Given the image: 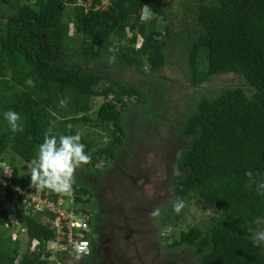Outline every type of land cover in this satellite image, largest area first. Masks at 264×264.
<instances>
[{
	"label": "trees",
	"instance_id": "trees-1",
	"mask_svg": "<svg viewBox=\"0 0 264 264\" xmlns=\"http://www.w3.org/2000/svg\"><path fill=\"white\" fill-rule=\"evenodd\" d=\"M170 66L193 89L179 101L172 96L177 78L161 73ZM224 74L238 78L197 95ZM124 96L144 106L126 110ZM93 97L102 101L91 118ZM9 109L21 115L16 132L4 118ZM139 118L151 137L162 132L175 139L180 175L172 195L216 211L208 224L180 229L165 249L190 257L189 264H264L263 244L252 243V232L264 225V196L257 194L264 181V0H180L171 10L159 0H0V163L7 149L31 162L49 130L58 137L81 126L100 129L108 139L92 151L82 136L91 160L76 170L71 192L75 202L93 197L88 224L97 223L107 215V175L124 176L118 168L133 161L127 133ZM100 158L109 162L96 170ZM30 180L28 171L9 179L19 191L35 190ZM1 194L0 264H58L59 253L68 252L77 257L59 249L65 237L55 240L54 228L37 219L53 213L26 207V198L8 186ZM61 194L49 190L48 196L56 201ZM91 256L89 250L79 259L94 264Z\"/></svg>",
	"mask_w": 264,
	"mask_h": 264
},
{
	"label": "rangeland",
	"instance_id": "rangeland-1",
	"mask_svg": "<svg viewBox=\"0 0 264 264\" xmlns=\"http://www.w3.org/2000/svg\"><path fill=\"white\" fill-rule=\"evenodd\" d=\"M159 2L165 9L171 10L179 5L180 0H159ZM104 6L105 1L102 3V7ZM4 7L3 5V8ZM2 19L4 18L2 17ZM141 19H145V14L142 15ZM157 21L160 23L161 18H158ZM75 37L73 45L78 46L80 37ZM122 41H124V39H122L121 42ZM138 44L139 42L136 43V46ZM170 61H173V58H171ZM173 62L175 63L176 61L174 60ZM176 72L177 71L171 66L161 70L162 75L177 78V83L179 84L172 96L174 97L173 99H178L179 101L181 96L189 95L193 89L189 87L188 83L184 81L179 73L176 74ZM237 78V76L232 74L216 76L211 81L197 88V95L204 92H212L217 88L230 84L231 80ZM108 98H111V95H109ZM124 98L127 99L125 96ZM127 100L128 107H126V110L137 109L144 106V104L136 102L135 98ZM101 101L102 97L92 98V108L88 113L91 118L94 117L95 110ZM145 124L146 122L143 121L142 118H139L137 126L127 133L129 147L132 149L131 154L133 155V161L129 160V163L126 166L124 165V176L118 177L116 173H109L102 186L104 199L107 203L106 212H108L109 217L107 221L111 228H113V226L117 227L114 221H119L120 215L123 214L122 212H126V214L130 212V206L134 209L147 207L146 210L148 214H140V212L135 210L131 211V215L129 214L130 220H132L131 226L122 227L118 224L116 228L119 231V246L125 255L123 259L125 262H128V264H162L170 255H177V252L165 249V246L172 242L173 235L180 229L186 230L188 226L194 224L199 226L203 224L206 225L216 214V211L212 208L202 209L201 201L198 204L193 203L194 199L184 204L180 213L177 214L173 211V200L175 197L170 194V190L173 180L180 175L175 169V162H173L179 154L178 146L173 136H165L162 132H154L151 137L148 127L144 126ZM78 127L79 124L75 125L76 130ZM77 131H79L82 136L92 141V146L90 147L91 151L102 147L108 139L105 133L98 128L81 126ZM131 144H133V146ZM106 162L109 161L105 158L98 159L94 165V169L101 170ZM28 163L19 160L13 152L7 149L4 161L0 163L1 198L5 197L1 194L3 190L2 182L4 180L9 182V179L12 177L19 176L28 171ZM137 186H139V188ZM42 191H48L49 193L48 189H36V194ZM81 199L82 200L75 202L72 194L62 193L59 195V200L55 208L62 212L72 211L74 213H79L86 216L89 220V216L94 209V206L91 204L93 197L86 194L81 195ZM154 199L156 200L154 205L147 203ZM156 208H159V215L155 217L150 216L149 213ZM177 215L178 217H176ZM37 219L41 222H47L51 226L53 225L51 222L52 219L46 214H40V216H37ZM256 230H264V225L262 223L259 224ZM25 242L26 236H23L21 240L22 249H24ZM54 246L57 250L58 246ZM61 255L66 262L67 254L59 253V256ZM180 258L178 264L190 263H188L190 257L182 256Z\"/></svg>",
	"mask_w": 264,
	"mask_h": 264
},
{
	"label": "clouds",
	"instance_id": "clouds-1",
	"mask_svg": "<svg viewBox=\"0 0 264 264\" xmlns=\"http://www.w3.org/2000/svg\"><path fill=\"white\" fill-rule=\"evenodd\" d=\"M115 52V49H110ZM115 61V55L109 58V63ZM66 99L60 100V107H66ZM4 118L12 132L19 130L20 113L9 109L4 113ZM71 128V125H69ZM82 134L77 131L75 134L56 135L51 134V130L45 132L43 142L38 147L36 157L27 164L28 174H30V186L35 189H49L56 193L71 194L75 180L76 170L91 160L90 154L86 153V145L81 142ZM246 175L253 180V171L249 170ZM257 194L264 196V181L257 184ZM184 201L180 198L173 200V211L177 214L182 211ZM155 217L159 215V208L149 213ZM252 243L254 246L264 244V230L252 232ZM77 252H83V248L76 246ZM79 259V255L76 257Z\"/></svg>",
	"mask_w": 264,
	"mask_h": 264
},
{
	"label": "built area",
	"instance_id": "built-area-1",
	"mask_svg": "<svg viewBox=\"0 0 264 264\" xmlns=\"http://www.w3.org/2000/svg\"><path fill=\"white\" fill-rule=\"evenodd\" d=\"M2 183L3 187L8 186L11 190H17L21 195H23L27 201V204L25 205L26 207L32 204L34 210H47L54 214L51 222L55 230V240H60L62 237H65V243H63L59 249H70L78 255L88 254L89 245L85 234L89 230V224L86 216L72 211H58L55 208V205L58 203L59 196L56 201H51L48 196V191L44 192V196H40V193L36 194V189L33 191H19L18 188L11 184L10 181L8 182L4 180ZM12 236L14 237V234ZM77 245L84 249L83 252H77Z\"/></svg>",
	"mask_w": 264,
	"mask_h": 264
},
{
	"label": "flooded vegetation",
	"instance_id": "flooded-vegetation-1",
	"mask_svg": "<svg viewBox=\"0 0 264 264\" xmlns=\"http://www.w3.org/2000/svg\"><path fill=\"white\" fill-rule=\"evenodd\" d=\"M118 171H122L124 173L123 169L120 167L118 168ZM137 187L139 188V186ZM170 194L172 195V192H170ZM155 202L156 200L154 199L147 203H149L150 205H154ZM146 206H149V205H146ZM141 208L134 209L132 208V206H130L129 208L130 212L129 213L127 212L128 214H126V212H122L123 214L120 215L119 221H114L117 227H118V224L121 225L122 227L131 226L132 220H130V215H131L130 213L133 210L140 212V214L142 213L148 214V211L146 210L147 207H141ZM105 213L107 215L104 216L102 220L97 221L99 226L94 221L89 222L88 232L90 234V237H92L93 239V243L91 246H89V249H88V250L93 251V256H91L90 260L94 264H128V262L124 261L123 257H125V255L119 246V242H118V238H119L118 232L119 231L118 229H116L117 227H114V226L113 228L110 227V224L107 221L109 219L108 212H105ZM93 214L94 212L90 214L89 221H90V218H92L91 216H93ZM98 229L100 230L98 233L94 231ZM180 257L182 256L177 253L176 256L170 255L167 259L174 258L179 262V259H181ZM165 260L163 261L162 264H164ZM67 261L68 263H71V264H87L86 262H84V260L77 259L76 256L71 252L67 253Z\"/></svg>",
	"mask_w": 264,
	"mask_h": 264
},
{
	"label": "crops",
	"instance_id": "crops-1",
	"mask_svg": "<svg viewBox=\"0 0 264 264\" xmlns=\"http://www.w3.org/2000/svg\"><path fill=\"white\" fill-rule=\"evenodd\" d=\"M67 259V258H66ZM66 262H67V260H66ZM64 260H63V258H61L59 261H58V264H71V263H66Z\"/></svg>",
	"mask_w": 264,
	"mask_h": 264
}]
</instances>
